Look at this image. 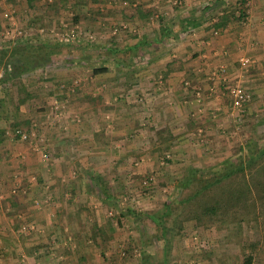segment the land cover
<instances>
[{"label": "rangeland", "instance_id": "obj_1", "mask_svg": "<svg viewBox=\"0 0 264 264\" xmlns=\"http://www.w3.org/2000/svg\"><path fill=\"white\" fill-rule=\"evenodd\" d=\"M153 4L158 9L156 7L170 5V2L155 1ZM42 7H46V4ZM36 16L31 3L26 5V0H0V57L3 50L11 51L15 46L28 45L25 50L33 61L32 70L17 77L12 73L16 71L14 65L7 70L4 67L6 60L0 63V92L1 95L6 91L10 94L5 100L7 109L15 111L17 98L25 97L27 91L31 94L38 90L47 95L50 91L54 92L50 98L46 96L47 102H40L31 94L27 103L18 110V115H22L19 118H29L33 122L35 164L33 174L29 176H33V198L29 194L17 197L20 188L16 193L12 189L16 205L9 210L0 206V230L4 232L0 246L7 250L0 253V264H140L144 253L152 257V263L160 264L167 244L170 248L167 264H242L243 247L247 245L259 247L255 264H264L262 219L258 224L246 223L241 228L233 224H218L210 229L192 230L184 236L167 232L163 237L162 231L151 224L149 218L156 212H163L167 201L175 202L185 197L186 192L181 189L179 181L186 174L188 166L198 169L218 167L227 158L237 157L251 138L264 144V78L261 79L263 86L260 89L263 91L260 92L245 81H248L249 75L255 74L256 69L263 73L264 64L251 60L247 68H242L240 59L244 56L241 55L234 63L235 68L231 66L237 71L236 77L222 90L216 89L219 82L216 76L221 73L228 77L227 63L218 66L217 71L213 68L214 63L212 66L204 61L199 64L195 62V52L190 55H193L191 60L182 55L178 59L181 63H176L178 67L179 64L188 67L193 74L197 71L200 73L199 67L201 70L205 68L203 73L206 75L201 78L200 86H195V89H202L203 95L201 104L197 103L195 96L193 98L195 111L191 113L194 115V126L182 132L185 130L182 127V111L178 108L163 110V113L158 109L153 111L150 106H154L152 102L155 100H151L150 96L144 98L146 96L142 91L147 84L153 88V95L160 93L159 88H163V97L169 94L172 85L170 87L162 76L163 69L167 68L166 60L171 55L149 62L142 59V55L155 52L157 47H139V55L124 53V62H115L112 58L118 55L113 50L121 49L126 44L117 43L111 34H116L115 29H107L110 24H105L104 28L98 23L89 26L80 24V27L65 15H48L41 19ZM61 19H67L71 25L68 28L80 31V35L82 32L84 37L80 36L74 43L63 40L62 34L68 28L62 30L59 27ZM156 19L151 20V28L154 22L157 23ZM124 35L123 43H132L134 37ZM44 44L46 48L42 49ZM163 49L172 52V47ZM19 56L24 61L22 57L26 55ZM46 59L49 61L46 62ZM105 67L112 72H136L142 86H132L134 92L126 96L125 93L121 95L123 92L118 88V92L114 93L115 86L110 80L102 79L101 83L94 81L95 69ZM209 74L213 75L212 80H207ZM58 83L61 84L57 91L55 86ZM218 84L221 86V83ZM121 85L124 84L118 83V87ZM237 85L243 86L250 94L249 101L241 109L234 108L230 99V91ZM211 88L216 93L211 95ZM83 93L87 97L103 96V99L94 101L87 98L82 102L85 105L93 102L96 107H93L92 121L88 113L87 121L85 117L81 121L84 127L81 130L85 132L81 144L71 145L74 146L71 153L75 152L85 172H88L82 176L85 181L81 185L82 181L80 184L77 182L79 171L73 173L72 169L65 174L60 163L54 170L51 163L61 153L64 135H71L74 128H79L71 124L75 120L68 114V103L71 104L79 94L82 97ZM40 108L46 110L42 115ZM96 108L99 111L96 112ZM173 113L175 120L169 116ZM70 118L72 121L69 123ZM83 121L86 123L82 124ZM173 121L177 122L176 131L173 130V133H177V140L167 150L169 144H159L154 129L167 125L161 127L171 131ZM7 130L11 133L9 127ZM54 134L63 135L53 140ZM5 135L9 136L8 133ZM159 147L160 151L157 150ZM96 171L99 172L98 179L103 177L110 184L109 192L115 198L110 204L104 202L100 187L95 184L98 179L88 177ZM50 177L56 182L52 184ZM73 185L83 186L80 194L75 193L78 187L70 188ZM41 192L43 194L39 195ZM29 206L33 208V218L30 221L20 219ZM130 209L138 215L127 212ZM176 209L168 220L169 228L174 226V219L183 212ZM31 226L38 231L30 233ZM30 250H35L33 255L28 254ZM81 257L85 258L84 262H81Z\"/></svg>", "mask_w": 264, "mask_h": 264}, {"label": "crops", "instance_id": "obj_2", "mask_svg": "<svg viewBox=\"0 0 264 264\" xmlns=\"http://www.w3.org/2000/svg\"><path fill=\"white\" fill-rule=\"evenodd\" d=\"M155 1H169L170 5L166 4L162 7H156L158 9H155L153 4ZM29 3H31V8L33 7V12L39 16V19L45 18V16L48 15L55 17L61 14L65 15L68 20L77 23L80 27L81 25L89 26L98 23L104 28L105 24H110V27L107 29L112 31L115 29L116 34L113 32L111 34L114 35L117 43L126 44V46L123 45L124 47H121V49L116 48L113 50L115 55H121V57L117 56L112 58L115 62L120 61L123 63L124 61L122 58L124 53H130V56H134V54L136 56L139 55V47H157L155 52L146 54V56L142 55V59H148L149 62L157 61L158 59L162 60L165 59V55H171V58L168 56L169 58L166 60L167 63L165 65H167V68L163 69L164 76L161 75L166 81H168L167 83L170 87L172 85L171 88L173 89L169 94L165 93L169 96H162L163 92H161V89L163 88L158 89L160 93H154L155 95H153V88L147 84L146 88H142V91L144 96H146L144 98L150 96L151 100H155V102H152L154 106H150L153 111L158 109L163 113V110H173L175 108L182 111V114H184L182 127L185 129L182 132L188 131L187 128L191 127L190 124L194 122V115L191 113L195 111V100H193V98L195 96L197 103L201 104V98L203 95L202 89H195V86H200V83H202L201 78H205L206 76L205 73H203L205 68L201 70L199 67L198 70L200 73L197 71L193 74L188 67H182L183 65L180 64L178 67L176 63H181L178 59L181 58L182 55L185 56L186 59L191 60L193 55H190L195 52L193 53L195 62L197 61L199 64V62L201 63L204 61L207 65L210 63L212 66L215 64L213 68L217 71L219 69L218 66L227 63L229 71V75H227L228 77H226V74L221 73L216 76V79L219 80L216 84V89L220 88L222 90L223 86H226L227 84L229 85V81L236 77L237 71L232 69L231 66L234 65L241 55L250 58L254 63L257 62V64H264V0H26V5H29ZM43 4H46V7L43 8ZM178 4H180V6ZM229 13H235V16L231 17L226 28L215 30L212 25L219 17ZM192 17L203 19L202 23L196 28H189L190 30L187 31L183 30V22ZM152 19H156L157 23L154 22L151 28ZM69 26L71 25L67 23V19H61L59 27L62 30ZM68 30H72V28H68ZM123 35L126 37L133 36L132 43L129 44L131 41L123 43ZM80 36L84 37L82 36V32ZM165 47H172V52L163 49ZM0 50L2 49L0 48ZM233 67L235 68V65ZM258 68H260L259 65ZM257 70L258 69L254 70L255 74L249 75L248 81L246 79L245 81L250 84V87L254 86L252 88H256L257 91L260 92L263 91V89L260 88L263 86L261 79L264 78V72L260 73L257 72ZM133 72L127 71L122 73L109 70L99 76L94 74V81L101 83L102 79L110 80V83H113V86H115L114 90L116 91L118 88L120 92H123L121 95H124L125 93L126 96L134 92L132 86L136 88L141 84V80L137 77L138 75L136 72L135 74ZM214 73L215 72L213 71V74ZM186 78H189L190 81ZM208 79L212 80L213 75L209 74L207 80ZM195 81H197L196 85ZM121 82L124 85L118 87V83L121 84ZM6 83L12 84L9 81ZM218 83H221V86H219ZM60 84L61 83H58L55 86L57 91L60 90L57 88ZM188 84H190V86ZM153 86L156 88L155 85ZM227 86L225 88H227ZM121 87L123 89H120ZM211 90V95L216 93L214 88H211ZM117 92L118 91L114 93ZM147 93L149 95H147ZM8 94L9 91H6L2 95L0 92V98H3L5 95L7 99ZM31 94L36 100L47 102V97L50 98L54 92L50 91L48 93L49 95H47L36 90L33 91V93L31 92ZM62 95L64 94L62 93ZM77 96L74 97V101L71 102V104L68 103V114L75 120V122L71 124L79 128H74L71 135H68L67 133L64 135L65 138L62 140L63 146L60 151L61 153H59V156H56V159L52 160L51 164L52 170H54L55 167H57V163H60L63 173L65 172V174L68 173V171H72V169L74 170L72 171L73 173L75 170L79 171L77 182L80 184L82 181L81 185H83V181L85 180L82 176L85 175L84 173L88 174V172H85L86 169H84L83 163H80L78 156L76 157L75 152L71 153V148H74V146L71 145H74L73 143L81 144L80 140H83L81 139L83 138L82 136L85 135V132L81 130L84 129V127L81 126L83 117H85L86 120V114L88 113L92 116L90 121L94 118L93 111L96 107L95 103L92 102L91 104L85 105L82 102H85L87 98L94 99V101L98 98L103 99V96L87 97L85 94L81 95L82 97H80V94ZM109 100L111 99L109 98ZM192 105L194 106V109H192ZM45 107H47V105H45ZM98 108H96V112L99 111ZM40 109L41 115L46 112V110L42 108ZM7 110L6 106L1 107L0 115H6L4 112ZM18 114L19 113H17V115ZM17 115L15 114L14 116ZM21 116L22 115H20V117ZM91 116H88V118ZM169 116L175 120L174 113L169 114ZM71 118L68 119L69 123L72 121ZM25 120H29V118H25ZM86 121H83L82 124H85ZM12 122L13 119L8 121L4 119V116H0V206H4L8 210L16 205V199L14 198L16 196L11 192L15 187L17 191L20 188L17 197L29 194V196L33 198V176L32 178L29 176L33 174V164H35L33 163V140L31 142H24L21 138L13 137L14 131L13 128H11ZM164 124L169 123L164 122ZM173 124V128L171 127L172 133L173 130L176 131L175 127H177V122L173 121ZM161 126L166 127L167 125H160V127L156 129L162 128ZM7 127H9V130L11 129V133L8 132V130L7 132L5 131ZM7 133L9 136L5 135ZM31 134L33 135V122ZM58 134L52 136L53 140H58L57 138H60L63 135ZM176 134L177 133H173L175 137L172 141L173 144L177 140ZM53 140L52 143L54 142ZM19 147L20 149L18 150ZM52 147L53 146H50V148ZM72 165L74 168H72ZM39 171L41 172L42 169H39ZM96 172H91L93 177H95V175L98 176L99 172ZM88 177L90 178V176ZM50 179L52 180V184L56 182L53 181V177H50L49 180ZM76 187H78V189L75 193L80 194L83 186L80 187V185H73L70 188L75 189ZM41 194H43V192L39 195ZM18 203L19 202H17V204ZM30 206L25 209V212L27 213H23V217H19L20 219H27L30 221V218H33V208ZM0 209L2 208L0 207ZM29 228L30 233L31 231H38L37 228L35 229V226ZM3 233L4 232H1L0 230V240L2 239L1 235L3 236ZM6 251L5 248H0L1 254ZM34 251L35 250H30V253L28 254L33 255ZM84 259V257H81V262H84Z\"/></svg>", "mask_w": 264, "mask_h": 264}, {"label": "trees", "instance_id": "obj_3", "mask_svg": "<svg viewBox=\"0 0 264 264\" xmlns=\"http://www.w3.org/2000/svg\"><path fill=\"white\" fill-rule=\"evenodd\" d=\"M232 16H235V13L224 14L219 17L212 25L213 28L215 30L225 29ZM202 20L193 17L187 19L182 24L184 26L183 30L187 31L190 30L189 28L198 27ZM44 46H41L42 49L46 48V44ZM25 47L29 46L20 45L15 46L11 51H7L9 49L2 51L0 63L5 59L4 65L7 70H10L11 65H14V70H16L12 72L14 77L21 76L23 73L32 70L33 61L30 60L31 56L25 50ZM19 55H26V57H22L24 61L19 59ZM26 58H29V60H26ZM46 62H48V59H46ZM21 63H24L22 67L20 66ZM108 71L106 67L95 69L94 74L100 75ZM27 93L25 97L20 96L17 98L16 112L8 109L4 112L6 115H0L1 117L4 116V119L8 121L13 119L11 123L13 131L18 129L25 133H31L32 131V121L24 118L20 119V115H17L19 113L18 110L23 104L27 103L28 98L31 96L30 92L27 91ZM5 100V95L0 98V109L6 106ZM15 114L17 116H14ZM190 125L191 127L194 126V122ZM154 131L159 144H169L166 149H170L173 144L172 141L175 139L173 133L168 128H155ZM17 137L19 138L20 136L18 135ZM160 149V147L157 148L159 151ZM90 177L92 180L98 179L96 175L95 177L90 175ZM95 184L100 187V193L105 203L110 204L115 201V198L109 192L110 187L107 180L101 177ZM179 185L186 192L185 197L175 202L167 201L163 212H156L149 217L150 223L162 231L163 237H166L167 232H174L176 235L184 236L192 230L196 231L199 228L210 229L218 224H233L241 228L246 223L255 222V224H258L260 219L264 223V144H260L255 138H251L246 141L237 157L227 158L218 167L198 169L188 166L186 174L179 181ZM174 208H177L176 210L182 209L183 212L179 215V218L177 216L174 219V226L169 228L167 224L168 220L176 212ZM127 212L133 214V216L138 215L137 212L131 209ZM167 241L166 239L165 243ZM168 243H170V240ZM243 249L242 264H255L259 247L247 245ZM164 250V259L160 264H167L168 262V251H170L168 244ZM140 264L154 263H152V257L144 253Z\"/></svg>", "mask_w": 264, "mask_h": 264}, {"label": "built area", "instance_id": "obj_4", "mask_svg": "<svg viewBox=\"0 0 264 264\" xmlns=\"http://www.w3.org/2000/svg\"><path fill=\"white\" fill-rule=\"evenodd\" d=\"M80 37V31L75 29L67 30L62 34L63 40L67 42H73ZM251 59L242 57L240 59V64L242 68H247L251 64ZM224 72V67H223ZM1 77V74H0ZM230 99L232 101V105L236 109H241L250 99V94L245 90V88L241 85H237L233 87L230 91ZM20 136L24 142H31L33 140V135L31 133H25L22 130L18 129L13 132V137ZM13 193H16V189H13Z\"/></svg>", "mask_w": 264, "mask_h": 264}]
</instances>
